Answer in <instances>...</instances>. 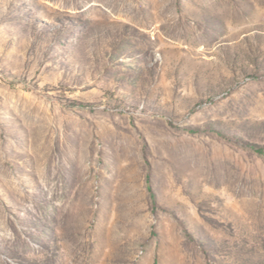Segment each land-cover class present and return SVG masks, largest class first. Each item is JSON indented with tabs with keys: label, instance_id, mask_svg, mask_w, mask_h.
Here are the masks:
<instances>
[{
	"label": "rangeland",
	"instance_id": "obj_1",
	"mask_svg": "<svg viewBox=\"0 0 264 264\" xmlns=\"http://www.w3.org/2000/svg\"><path fill=\"white\" fill-rule=\"evenodd\" d=\"M0 264H264V0H0Z\"/></svg>",
	"mask_w": 264,
	"mask_h": 264
},
{
	"label": "trees",
	"instance_id": "obj_2",
	"mask_svg": "<svg viewBox=\"0 0 264 264\" xmlns=\"http://www.w3.org/2000/svg\"><path fill=\"white\" fill-rule=\"evenodd\" d=\"M149 190L151 191V193H152V196L154 197V195H153V192H152V189H151V187L149 186Z\"/></svg>",
	"mask_w": 264,
	"mask_h": 264
}]
</instances>
